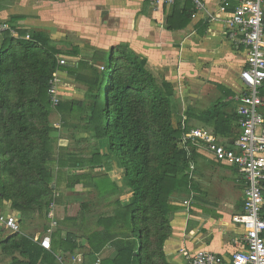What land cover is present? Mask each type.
<instances>
[{
    "label": "trees",
    "instance_id": "1",
    "mask_svg": "<svg viewBox=\"0 0 264 264\" xmlns=\"http://www.w3.org/2000/svg\"><path fill=\"white\" fill-rule=\"evenodd\" d=\"M165 8L166 4L158 6L157 19ZM193 11L191 0H174L166 28L184 27ZM15 32L16 36L7 29L0 40V199L20 212V223L34 215L45 219L52 202L59 199L54 196L58 189L53 164L62 172L79 169L65 176V187L91 185L103 197L117 193L118 188L107 172L91 175L88 170L108 171L115 159L122 169L124 188L131 194L126 203L115 200L114 212L97 216L96 224L105 231L86 235L89 247L82 253L81 264H94L112 237L116 254L99 264H167L163 243L171 232L169 215L175 209L170 196L187 191L192 183L179 138L191 128L192 119L210 127L221 139L235 137L238 116L235 110H226L231 104L226 98L233 93L229 90L222 101L198 113L187 109L183 128L180 119L173 123V85L164 78L158 80L147 59L127 43L107 49L89 46L88 54L74 44L59 47L61 40L54 41L39 31ZM59 55L75 61L60 64ZM56 71L72 76L83 86V95L52 104L48 90ZM260 96L264 101V84ZM53 110L73 122V129L86 133L95 146L83 137L79 142L88 143L82 146L84 150L67 146L55 150L57 137L52 132L56 129L50 122ZM261 110L264 114V104ZM89 207V203H81V213ZM261 216L264 218V204ZM72 219L76 217L65 221ZM117 224L126 227L127 234L120 237L123 231L113 230ZM47 229L45 225L44 232ZM59 235L56 227L51 234L53 249L47 250L20 232L12 233L0 241L1 252L11 256L9 264H58L57 251L70 257L78 249L75 233L67 231L64 238Z\"/></svg>",
    "mask_w": 264,
    "mask_h": 264
},
{
    "label": "crops",
    "instance_id": "2",
    "mask_svg": "<svg viewBox=\"0 0 264 264\" xmlns=\"http://www.w3.org/2000/svg\"><path fill=\"white\" fill-rule=\"evenodd\" d=\"M201 1L204 8L196 11L193 4L195 11L192 12L191 20L187 25L176 30H168L166 17L171 10L172 3H166L165 13L159 20L155 14L158 8L156 9L149 0H0V40L7 29L14 36H16L15 30L28 29L39 31L54 41L61 40L58 45L67 46L62 48L71 47L72 43L65 40L70 39L72 35L87 42L84 44V48L89 46L102 48L104 44L120 39V35H129L126 32V27L130 25L133 27L131 36L133 46L126 39L120 40L119 43H127L136 54L146 58L148 67L156 77L158 73H163L165 79L171 82L174 88L172 103L177 96L181 98L178 101L181 111L178 114L173 113V123L177 124L180 119L181 124L185 126L187 109L196 113L208 109L217 101H222L229 90L233 95L226 98L231 102L226 110H235L236 101L234 98L240 94L243 88L239 71L245 65L244 48L238 46L230 38L226 23V19L234 12L239 0ZM115 23L117 25L113 26ZM3 25L6 28L2 29ZM91 27L92 29L96 28V34L101 30L111 34L104 35L101 45L90 44L88 39L93 40L97 37L95 32L90 30ZM117 44L111 43L110 46ZM74 45L79 46L77 43ZM62 56L64 55H59L58 61ZM58 72L60 71L55 73ZM203 79L208 81L203 83ZM217 85H220V88ZM178 88H180V95L176 94ZM183 89L184 93H182ZM211 90L219 92L220 96L209 107H198L203 105L200 94H206ZM192 120L198 122L197 124L200 126H197L195 122L191 123ZM192 120L189 130L203 128L213 134L210 127L203 123L200 124L196 119ZM238 133L237 125L235 137L221 139L213 135L218 144L234 148L233 141ZM52 135L59 137L56 131L52 132ZM83 144L87 145L88 143L83 142ZM57 148L54 146L55 150ZM193 160L195 168L192 173L188 167L192 183L186 189L187 191L174 192L170 196V203L175 209L169 215L171 232L163 243L164 259L167 264H189L188 255L184 252L191 254L198 249L208 250L228 259L234 251L244 246L242 242L243 227L233 220L242 212L245 188L243 175L235 166L215 161L205 144L196 145L193 148ZM52 168L56 169L54 164ZM68 170L66 169L65 172L70 175ZM203 173H214L217 177L212 176L211 180V177H202ZM239 174L242 176L239 177ZM119 179L125 184L123 177ZM65 182L66 178L64 190L62 189L61 192L56 190L54 193V196H59L58 201L52 202L50 205V212L54 214L53 219H55L56 225L51 227L49 235L51 240V234L56 232V227L60 228V238H64L67 231L75 233L78 236V249L72 256L75 260L72 257H64L62 252L57 251L55 253L56 262L58 264H81L82 253H85L89 247L86 235L95 230L105 231L102 225L96 224L97 216L112 212H99L98 207L104 203L103 197L99 195L94 203V206H98L94 212L89 213L92 211L91 209L79 215L70 212L71 208L74 210V204L79 203L81 206V203L86 201H75L80 197L72 194L70 192L72 187H65ZM54 184L56 185L55 181ZM124 189L127 191L124 199L119 198L121 203H126L131 194V191L126 187ZM213 189H216L215 193L211 192ZM203 190H207L206 193L203 194ZM228 191H230L228 194L231 195V198H226L228 201L226 204L222 199L224 193ZM185 201H188V204H185ZM9 215L18 218L20 233L32 238L34 242L39 243V240L48 234L47 231L50 227L45 232L44 229L41 232L27 229L29 225L27 222L33 217L20 223V212L13 210L9 201L0 199V241L12 234L4 226V220ZM73 217H76V220L65 221V219ZM23 228H25L24 232ZM119 229L123 231L120 237L127 234V228L120 227V224L113 230L119 231ZM113 241L114 237L104 245L97 254L94 264L97 260L100 262L103 259L114 258L116 249L112 244ZM51 248L47 250H51ZM9 258L11 259V256ZM9 261H6L5 264H9Z\"/></svg>",
    "mask_w": 264,
    "mask_h": 264
},
{
    "label": "built area",
    "instance_id": "3",
    "mask_svg": "<svg viewBox=\"0 0 264 264\" xmlns=\"http://www.w3.org/2000/svg\"><path fill=\"white\" fill-rule=\"evenodd\" d=\"M149 1L156 9L161 4L174 2V0ZM191 1L196 11L204 8L201 0ZM263 22V0H239L234 12L226 19L230 38L244 48L245 54V65L239 71L243 88L234 98L239 128L238 136L233 141L234 148L218 144L214 135L203 128L184 131L178 141L191 173L195 168L193 148L205 144L215 161L235 166L243 175L245 188L242 212L233 220L243 227L244 246L234 251L228 259L204 249H198L191 254L184 252L188 255L189 264H264V218L261 216L264 204V114L261 107L264 101L260 96V88L264 84ZM3 28H6L5 25ZM59 63L64 64V58H60ZM56 80L55 73L48 90L52 104L59 101L55 92ZM185 204H188V201H185ZM49 217L53 219L52 212H49ZM55 225L56 221L53 219L51 227ZM4 226L11 233L20 232L18 218L13 215L5 218ZM47 233L38 239L44 249L51 248L49 235L51 228ZM72 259L75 260L73 257ZM98 262L99 260L96 264Z\"/></svg>",
    "mask_w": 264,
    "mask_h": 264
},
{
    "label": "rangeland",
    "instance_id": "4",
    "mask_svg": "<svg viewBox=\"0 0 264 264\" xmlns=\"http://www.w3.org/2000/svg\"><path fill=\"white\" fill-rule=\"evenodd\" d=\"M116 25L117 24L115 23L113 26H116ZM128 27H129V30H128ZM128 27H126V32H128L129 35H127V34L126 35H120V39L112 40L111 43L117 44V43H119L120 40L126 39L130 43V45L133 46V41L131 39L133 27H131L130 25H128ZM90 30H92V32H95V34H96V28L95 27H93V29L91 27ZM106 30H108V29H106ZM97 31H99V30H97ZM108 34H111V33L103 32V30H101L100 33L96 34L97 35L96 39H93V40L88 39V41L90 42V44H93V45H95L96 43L101 45L103 43V40H104L102 38H104V35H108ZM70 37H69L70 39H67L65 41H68L69 43H72V44H76V43L79 44V46L81 47V51L84 53L89 54L91 52L87 47L84 48V44H86L87 42H85L83 39L75 38L76 36H74V35H72ZM111 43L104 44L103 45L104 47H102V48L109 47ZM59 46L60 47H64V46L67 47L64 44H60ZM62 58H64V60H65L64 64H72L71 61H75V59L68 58L66 56H62ZM98 63H99V65H98L99 68H101L100 62H98ZM234 63H236V61H234ZM56 77H57V80L55 82V92L57 93V98L59 99V101L65 100V99L81 97L83 95V93H84L83 86L81 84L77 83L72 76H69L63 72H58V73H56ZM162 78L165 79V76L163 75V73H158L157 79L161 80ZM207 81H208L207 79H203L202 82L206 83ZM201 91H203V88H201ZM180 93H181L180 88H178L176 90V94L180 95ZM182 93H184V89H183ZM201 95H202L201 101L203 102V105L198 106V107H206L207 108L212 103H214V101H216L217 97L220 96V93L214 92V90H211V92H208L206 94L201 93L200 96ZM205 95H207V96H205ZM180 99H181L180 96H177V98L173 101V109H174L173 111H174V113H177V114L180 113V111H181V107L179 106V102H178V101H180ZM180 104H181V102H180ZM50 122H51V125L54 127V129H56V133L59 134V137L57 138L58 140L55 143V148H57L60 145L63 147L67 146L69 149L76 148L78 150H81V149L84 150V148L82 147V146H84L83 142H79V141H81L80 139H83V137H85V139H89V137L86 136L87 135L86 133L78 132L75 129H73V122H67L66 118H64V116H62L61 114H59L55 110H53L51 115H50ZM194 122L192 120L191 123L194 124ZM195 123L197 124L198 122H195ZM199 123L201 124V122H199ZM197 126H200V125L197 124ZM83 135H85V136H83ZM93 141L94 140H90V139L88 140L89 143L91 142L95 146ZM92 144H90V147ZM97 145L98 144L96 143V146ZM99 147L102 149L101 150L102 152H104L106 150V147L103 144L99 145ZM111 157H113V156H111ZM114 158H115V156H114ZM116 162H117V160L115 161V159H114V161L111 163V168L108 171H106L104 168H102V169L96 168V169H89L88 170L89 173H91V175H101V173L103 174V173L107 172L106 174L110 177L111 181H113L114 184L116 185V187L118 188V192L115 194L113 192H110V191H109L110 193H106L104 195L102 194L104 203L102 205H100L99 207L94 206L95 205L94 203H95L99 194H98V190L95 189L93 186H91V185H88V186L87 185H84V186L77 185L76 186L75 185L74 188L73 187L71 188L70 192L72 194H75V196L80 197L79 199H77L75 201L78 202L79 200H81V201L84 200L87 203H89L90 207L87 209V211L90 209L92 210V211H89V213L94 212L96 210L95 208H97V207H98V209H100L99 210L100 213L114 212V210L117 208V205L115 204V200L119 199V198L124 199L127 190H125L123 188L125 186V184H123L122 180L119 179L120 177H123V173H122V169H120L117 166ZM53 170H54V181L56 183V188L58 189V191L61 192L62 189L64 190V180L66 178L65 176L67 173L59 171V170L54 169V168H53ZM76 171H79V169H77V170L76 169H69L68 173L73 174ZM237 175H238V173H237ZM240 175L241 174H239V177H240ZM201 176L202 177H206V176L211 177L210 179L212 180V176H216V175L214 173L213 174L212 173H208V174L203 173ZM65 184H66V182H65ZM104 185L107 188V184H104ZM110 186H111V188L113 187L112 185H110ZM106 188L104 187L105 190H106ZM200 188H201V186H200ZM207 190L210 191L209 188H207ZM207 190H203L202 193L203 194L206 193L205 191H207ZM226 190H228V189H226ZM215 191H216V189L211 190L212 193H215ZM228 193H230V191L224 193L223 199H222L223 201H225L226 204L228 202V201H226V198H231V195ZM227 194H228V196H227ZM80 209H81V206H79V203L74 204V210H72V208H71L70 212H74V213H76V215L77 214L79 215V214H81ZM49 212H50V210H49ZM49 212L46 215L45 219L39 218L38 215H34L32 220L27 222L29 224L27 229L39 230L41 232L42 229H44V226L47 224H48V227L51 228V219L52 218L49 217ZM53 216H54V214H52V217ZM24 229L25 228H23V232H24ZM71 257L72 256H70V258ZM8 260H10L9 256L3 254L1 252V248H0V264H5V262ZM62 261H63V259H62Z\"/></svg>",
    "mask_w": 264,
    "mask_h": 264
}]
</instances>
